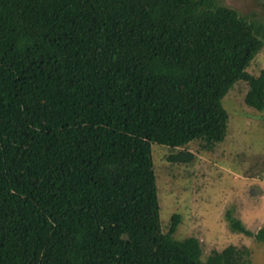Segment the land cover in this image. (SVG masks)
Returning a JSON list of instances; mask_svg holds the SVG:
<instances>
[{
	"label": "trees",
	"instance_id": "16d2710c",
	"mask_svg": "<svg viewBox=\"0 0 264 264\" xmlns=\"http://www.w3.org/2000/svg\"><path fill=\"white\" fill-rule=\"evenodd\" d=\"M263 48L214 0H0V264H251L161 227L151 145L214 150L237 82L263 112Z\"/></svg>",
	"mask_w": 264,
	"mask_h": 264
},
{
	"label": "rangeland",
	"instance_id": "374dc122",
	"mask_svg": "<svg viewBox=\"0 0 264 264\" xmlns=\"http://www.w3.org/2000/svg\"><path fill=\"white\" fill-rule=\"evenodd\" d=\"M235 10L248 21L264 25V0H214ZM264 68V48L247 72ZM246 87L235 83L222 100L228 113L224 141L211 152L192 144L195 160L189 165L171 164L165 146L152 144L156 172L159 222L167 226L173 214L180 223L173 235L182 240L197 238L204 254L228 245L247 247L251 264H264V243L233 231L232 219L252 234L264 229V111L244 103Z\"/></svg>",
	"mask_w": 264,
	"mask_h": 264
}]
</instances>
